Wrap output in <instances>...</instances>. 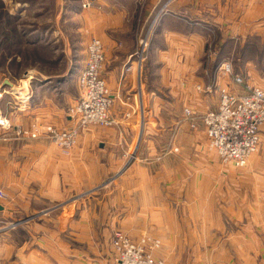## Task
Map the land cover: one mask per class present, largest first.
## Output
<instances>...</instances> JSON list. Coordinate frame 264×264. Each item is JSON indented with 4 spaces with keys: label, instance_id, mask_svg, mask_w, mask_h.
I'll list each match as a JSON object with an SVG mask.
<instances>
[{
    "label": "rangeland",
    "instance_id": "obj_1",
    "mask_svg": "<svg viewBox=\"0 0 264 264\" xmlns=\"http://www.w3.org/2000/svg\"><path fill=\"white\" fill-rule=\"evenodd\" d=\"M94 1L0 0V104L6 112L3 117L11 126L7 131L1 128L0 131L8 141H25L16 143L17 155L10 160L2 149L11 146L0 139V206L3 208L0 231L21 230L23 226L37 228L32 235L18 233L12 237V242L15 246L27 241L33 246L38 244L57 264H84L85 260L91 264H110L102 260L105 259L104 245L109 240L112 247L117 232H122L135 244L143 243L146 238L157 241L159 247L151 250L149 244L146 253L164 264H264L262 146L245 169L236 170L222 164L209 145L207 157L197 164L202 165V171L189 170L185 174V189L166 188L163 182L152 179L156 190H150L144 187L149 180L147 174L138 173L143 179L140 182L135 175L134 179L126 175L123 179L108 181H97L95 176L89 184L75 181L87 188L70 190L67 180L74 181L69 160L78 144L66 155L47 137L60 152L59 182L53 203L48 199L38 200V165L45 164L38 159V136L32 138L33 134H38V123L33 122L25 130L21 126L22 117L30 104L31 110L38 108V85L43 78L61 83L72 74L79 76L78 71H84L88 48L97 38L86 34L81 13L93 8ZM145 1L138 2L137 16L141 18L148 5ZM196 1L188 0V9H192ZM201 1L205 10V2L211 0ZM218 3L215 10L222 19L234 22L229 23V28H223L224 23L220 28H196L195 34L201 39L193 52L198 55V64L212 77V72L217 74L221 65L229 62L233 74L244 78L246 85L241 86L244 90L247 91V86L264 88V0H218ZM144 31L140 32L139 44L147 40L148 46L141 67L136 61L139 69L152 52L154 33L152 29ZM137 50H141L140 45ZM78 76L71 80L68 88V95H75L77 99L68 110L69 116L81 95ZM210 83L204 88L205 92L214 85ZM56 95L61 102L63 97L59 98L58 92ZM113 107L114 103L111 112ZM110 128L89 126L80 130L79 137ZM12 161L15 164H11ZM142 161L147 165V158ZM19 162L23 167L18 166ZM45 172L40 175L46 177L49 185V169ZM43 259L49 261L45 256Z\"/></svg>",
    "mask_w": 264,
    "mask_h": 264
},
{
    "label": "crops",
    "instance_id": "obj_2",
    "mask_svg": "<svg viewBox=\"0 0 264 264\" xmlns=\"http://www.w3.org/2000/svg\"><path fill=\"white\" fill-rule=\"evenodd\" d=\"M94 2L93 8L81 13L84 17L83 28L87 35L99 39L104 47L106 61L102 79L114 97L112 113L116 126L80 135L78 147L69 160L74 182L67 180L68 188H87L75 181L82 180L89 184L95 176L97 181H108L123 179L126 175L134 179L135 175L136 181L140 182L143 179L139 178L138 173H146L149 180L145 188L156 190L151 184L154 179L163 182L166 188L185 189V174L189 170L197 172L198 169L201 172L202 165L197 164L210 151L201 117L219 109L221 89L237 96L247 94L231 77L221 72H212L210 77L208 71L201 69L198 55L193 53L197 50V41L201 40L195 34L196 28H220L223 23V28H229V23L232 24L234 20L222 19L219 11L215 10L219 5L218 0L205 2V10L201 0L196 1L192 9H188V0H146L148 5L143 18L137 16L139 0ZM150 29L154 33L151 37L152 52L147 63L139 69L132 57L138 52L140 32ZM78 73L80 76L82 71ZM77 76L72 74L69 80L61 83L43 78L38 85V108L35 106L31 110V104L27 107L30 112L22 115L21 126L26 130L37 122L42 131L75 126L68 110L77 99L75 95H68V88L71 87V80H76ZM210 82L214 83L215 88L208 93L204 88ZM57 92L60 93L59 98L63 97L61 102ZM0 109V114L5 116L1 104ZM186 110L191 111L194 118H188ZM260 137L264 158V127ZM0 139L11 146L2 149L3 155L10 160L17 155L16 143L25 142L24 139L8 141L1 131ZM51 144L45 135L38 138V159L45 161L43 166L38 165V200L48 199L53 203L59 182L60 152ZM13 145L15 148H12ZM143 158H147V165H144L146 162L142 161ZM11 164L15 163L12 161ZM18 166L23 167V164L19 162ZM45 169L50 172L49 185L46 177L40 175ZM148 192L155 194L156 191ZM48 193L54 196L44 195ZM33 230L38 231L37 228ZM33 230L23 226L21 230L0 231V264H57L41 251L38 244L33 246L27 241L15 246L12 242V237L18 233L32 235ZM108 243L109 240L104 245L105 259L102 260L113 263L114 250ZM44 256L49 261H45ZM85 262L91 264L88 260Z\"/></svg>",
    "mask_w": 264,
    "mask_h": 264
},
{
    "label": "built area",
    "instance_id": "obj_3",
    "mask_svg": "<svg viewBox=\"0 0 264 264\" xmlns=\"http://www.w3.org/2000/svg\"><path fill=\"white\" fill-rule=\"evenodd\" d=\"M139 45L141 50L132 57V61H138L137 64L141 67L148 41L142 40ZM104 64L103 45L94 39L88 48L86 67L79 79L80 98L70 110V116L76 120V126L61 131L53 128L42 131L38 126V134H33V139L45 135L64 154L70 155L78 144L80 130L89 126L110 128L116 125L111 112L114 97L101 78ZM219 72L231 77L239 86L246 85L244 78L233 74L229 62L223 63ZM214 88L212 85L206 92L211 93ZM246 88L247 94L243 96L233 95L226 89H221L219 109L201 117L210 148L217 153L222 164L236 169L247 167L251 158L259 152L261 129L264 127V88ZM185 113L188 118H194L191 111L186 110ZM0 128L4 131L11 128L8 120L1 114ZM113 237L115 261L110 264H164L156 262L146 253L149 244L150 249L159 247L157 241L146 238L143 243L135 244L122 232H117Z\"/></svg>",
    "mask_w": 264,
    "mask_h": 264
},
{
    "label": "water",
    "instance_id": "obj_4",
    "mask_svg": "<svg viewBox=\"0 0 264 264\" xmlns=\"http://www.w3.org/2000/svg\"><path fill=\"white\" fill-rule=\"evenodd\" d=\"M5 85H8V86H12L9 82H5ZM3 210V208L0 206V211H2Z\"/></svg>",
    "mask_w": 264,
    "mask_h": 264
},
{
    "label": "bare ground",
    "instance_id": "obj_5",
    "mask_svg": "<svg viewBox=\"0 0 264 264\" xmlns=\"http://www.w3.org/2000/svg\"><path fill=\"white\" fill-rule=\"evenodd\" d=\"M1 97H2V94L0 93V99H1ZM1 110V109H0Z\"/></svg>",
    "mask_w": 264,
    "mask_h": 264
}]
</instances>
